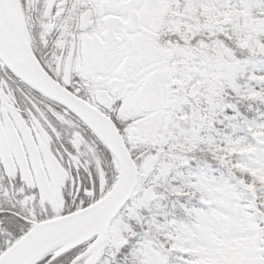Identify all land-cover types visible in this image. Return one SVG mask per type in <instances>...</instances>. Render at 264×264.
Returning a JSON list of instances; mask_svg holds the SVG:
<instances>
[{"label":"snow or ice","instance_id":"6c2138e0","mask_svg":"<svg viewBox=\"0 0 264 264\" xmlns=\"http://www.w3.org/2000/svg\"><path fill=\"white\" fill-rule=\"evenodd\" d=\"M0 264H264V0H0Z\"/></svg>","mask_w":264,"mask_h":264}]
</instances>
